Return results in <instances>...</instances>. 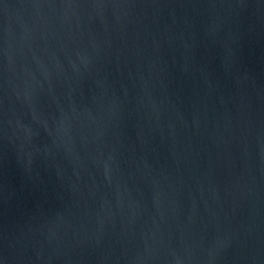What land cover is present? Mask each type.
<instances>
[{
  "label": "water",
  "instance_id": "95a60500",
  "mask_svg": "<svg viewBox=\"0 0 264 264\" xmlns=\"http://www.w3.org/2000/svg\"><path fill=\"white\" fill-rule=\"evenodd\" d=\"M0 264H264V0H0Z\"/></svg>",
  "mask_w": 264,
  "mask_h": 264
}]
</instances>
